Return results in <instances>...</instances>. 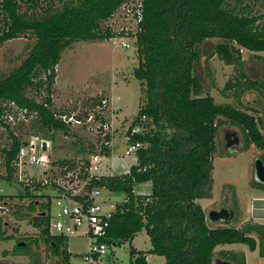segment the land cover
Here are the masks:
<instances>
[{
    "label": "trees",
    "instance_id": "16d2710c",
    "mask_svg": "<svg viewBox=\"0 0 264 264\" xmlns=\"http://www.w3.org/2000/svg\"><path fill=\"white\" fill-rule=\"evenodd\" d=\"M134 1L137 0H0V44L24 36L34 38L22 63L0 74V106H13L28 119L26 123L19 120L11 129L3 122L5 111L0 109V126L6 131L0 149L6 173L3 180L19 184L17 197L28 203H13V196L1 190L0 205L17 220H29L59 264H70L67 237L49 234L52 198L44 194L46 185L33 178L24 185L13 178L17 154L26 135L50 143L58 133L75 136L76 131L70 133L72 124L58 118L62 113H56L53 107L55 67L62 53L77 42L122 37L106 24L123 5ZM251 1L138 0L141 20L134 33L138 65L133 76L140 82L141 96L127 134L129 143L139 142L142 147L136 151V163L127 173L103 175L87 187L89 191L103 188L122 193L126 200L117 205L102 242L130 244L142 230L149 237L151 248L146 252L129 245L127 264H148L147 254L163 257V264H215V248L227 244H243L251 251L257 248L258 256L264 259V225L247 222L236 228L235 217L231 226L210 223L198 204L199 200L213 197V158L221 127L238 129L242 136L238 151L254 146L264 165V122L255 117V109L241 101L245 92L253 91L264 106V74L250 76L241 56L243 50L249 51L264 66V58L257 54L264 52V15H254L248 9ZM210 41H214L210 51L204 54V46ZM214 57L233 67L234 75L221 93L223 97L231 93L240 108L216 104L208 94L207 90L213 89V79L206 61ZM202 58L207 89L197 75ZM30 91L42 94L43 101L29 96ZM103 101L96 98L76 119L93 114L96 124L105 125ZM12 116L16 118V113ZM75 128L87 131V125ZM135 128L140 131L131 135ZM103 140L109 137L105 135ZM90 142L85 147L83 140L76 138L74 157L60 159V167L74 168L78 161L87 166L93 154L109 157L108 146L101 143V150L96 152ZM142 183H150L151 193L133 192L134 186ZM253 187L264 190V184L257 182ZM228 208L236 216L237 203ZM13 233L17 234L18 229L14 228ZM14 234L7 236L0 231V241L12 240ZM29 251L30 243L17 238L12 254ZM229 254L225 255L231 257ZM237 264H246L243 254Z\"/></svg>",
    "mask_w": 264,
    "mask_h": 264
},
{
    "label": "rangeland",
    "instance_id": "374dc122",
    "mask_svg": "<svg viewBox=\"0 0 264 264\" xmlns=\"http://www.w3.org/2000/svg\"><path fill=\"white\" fill-rule=\"evenodd\" d=\"M137 3L138 0L123 5L106 24L114 32L122 33V37H116L103 42H77L70 49L62 53L60 62L55 67L56 78L51 99L56 113H62L61 115L58 114L57 117L62 118L66 116L68 118L79 114L83 116V112L85 111L82 109L87 108L92 101H95L96 98L105 99L103 101L105 108L102 110V114H104L107 126L101 127V130L97 132L93 130L96 126H92V129L91 127H87V131H85L70 125V133L74 134L72 131L77 132L75 136H64L58 133L51 143H46L47 148L45 149V153L51 162L52 172L47 170L42 171L40 168L26 167L21 174L22 180H20L18 173L15 172L13 174L16 182H23L24 185L32 181L30 177H34L35 182L46 185L48 190L44 194L52 198V221H54L57 213V209L53 203V198L57 194L54 190H50L52 188L50 183L56 177V182L59 180V183H61L59 161L74 157L77 146L74 145L76 138L82 139L85 147H87L88 141H91L94 145L93 150L96 152L101 150V143L108 146L110 151L109 157L103 156L102 160V173L105 175L119 176L125 174L128 172L129 167L136 163L135 153L124 156V151L129 146L127 132L137 115L141 96L140 82L133 76V70L137 67L138 61L134 45L136 25L132 13L136 12ZM57 5L59 6L58 2ZM250 8L254 15H264V0H252L248 5V9ZM262 25H264V20H262ZM213 42L210 41L205 44L204 54L209 53ZM33 43L34 38L24 36L0 44V74L18 67L25 59ZM257 54L264 58V52ZM241 56L244 60V69L250 76L255 77L256 75L264 74V66L253 59L251 52L243 50ZM206 62L210 67V76L213 79V89L207 90L208 94L213 97L216 104H231L236 108H240L231 93H228L230 95L227 97H223L221 93L226 81L234 75L235 71L233 67L224 65L216 57ZM204 63L202 58L201 64L197 69V75L204 88L207 89L202 68V64ZM29 96L34 97L38 102L43 101L41 98L42 94L39 92L30 91ZM241 101L253 108V111L255 109V117H260L261 121L263 120L262 122H264L263 102L256 93L253 91L245 92ZM0 109L5 111V114L1 116L3 122L11 129L15 127L19 120H24L25 123L28 121V119H25V113L13 106L1 105ZM13 113H16V118L12 116ZM90 113L94 112L89 111ZM9 115L12 116L13 121L9 119ZM84 120L82 118V121ZM261 132L264 136V130H261ZM228 133L231 136L234 135L231 137L232 139L235 137L239 138V145L233 147L235 151L229 154L226 153L225 139ZM105 135L109 137V140L103 142ZM30 138L27 135L24 136V139L28 140ZM5 139V128L0 126V149L3 147ZM241 146L242 136L238 129L223 126L218 130L212 171L213 197L211 200L198 201L199 205L206 208L205 212L207 215L210 211L217 210L221 206L228 207L234 202L243 203L241 206L238 205L239 211L236 210L234 222L236 228H241L243 225L241 222L245 220L244 206L248 207L249 212V206L252 204L250 200L253 195L252 189H256L253 187L254 182H256L254 178V162L258 159L260 153L254 146H251L247 151H238ZM35 147L36 151H41L39 143ZM5 175V168L0 160V188L2 194L13 196L11 198V202L13 203L19 205L27 204L28 201L26 199L17 197L21 186L17 183L9 184L4 181ZM133 192L139 195L149 194L151 193V185L150 183L138 184L134 186ZM123 199L122 193L103 192L97 197V200L104 209L108 203H120ZM103 201L106 203H103ZM216 223L217 225L224 224L222 222ZM14 228L18 229L17 234L13 233ZM0 231L7 236L13 234L15 236L12 240L0 241V264H59V259L52 255L47 245L39 240V230L33 227L29 220H17L11 215L8 208L0 209ZM83 232L84 230H80L76 234L67 237L66 247L70 254V264H82L80 255L87 251L89 244L87 236L81 235ZM253 237L256 239L255 235ZM17 238H24L30 243L28 254H12V249ZM129 245L142 252H146L151 248L149 237L142 230L134 237L130 244H123L113 248L114 253L112 257L114 260L110 258L113 262L112 264L128 263ZM214 253V263L215 260H219L237 264V258L240 254H243L246 264H264V259L258 256L257 248L251 251L243 244L217 246ZM228 253H230L231 257L225 255ZM146 257L149 264H159L164 261L163 257L152 254H147Z\"/></svg>",
    "mask_w": 264,
    "mask_h": 264
},
{
    "label": "built area",
    "instance_id": "2783aa9c",
    "mask_svg": "<svg viewBox=\"0 0 264 264\" xmlns=\"http://www.w3.org/2000/svg\"><path fill=\"white\" fill-rule=\"evenodd\" d=\"M132 14L137 27V24L141 20L140 4H138L136 12ZM9 119L13 121L12 116H9ZM61 120L75 126L87 125L91 129L93 128L92 126H96L93 130L97 132H99L98 129L101 127L95 123L93 114H90L84 122L76 119L74 115L68 118L63 116ZM106 126L105 124L102 128ZM138 132L139 129H133L131 135ZM24 143L26 146H24ZM37 143L41 146V151H36L35 146ZM46 143L38 137H31L28 140L24 139L15 163L16 173L20 176V180H22L21 174L26 167L40 168L42 171L47 170L52 172L51 162L45 153V149L47 148ZM128 144L129 146L124 151V156L136 153L142 147L139 142L132 144L128 142ZM102 160L103 156L93 154L89 156L87 166L84 165L83 161H78L74 168H69L68 166L61 167L59 174L60 179H62L61 183H59V180L56 182L57 177L50 183L52 185L51 190H54L57 194L53 198L57 213L54 221L50 219L49 234L68 237L80 230H84L81 235L87 236L89 244L87 251L80 255L82 264H112V260H114L112 257L114 253L113 248L116 246L106 244L101 239L105 237L109 220L119 203H108L104 209L97 200V197L103 192H110L103 188L90 191L87 189L92 180H97L99 177L105 175L102 173ZM125 201L123 199L120 203ZM103 203L106 202L103 201ZM0 209H4V207L0 205Z\"/></svg>",
    "mask_w": 264,
    "mask_h": 264
},
{
    "label": "water",
    "instance_id": "95a60500",
    "mask_svg": "<svg viewBox=\"0 0 264 264\" xmlns=\"http://www.w3.org/2000/svg\"><path fill=\"white\" fill-rule=\"evenodd\" d=\"M239 145V138L235 137L232 142L228 145L229 152L235 151L232 146ZM24 146L26 144L24 143ZM254 178L259 184H264V165L260 159H256L254 162ZM235 217V211L233 209H226L221 207L219 210H212L208 213V221L210 223L222 222L225 225L231 226ZM216 264H230L224 261H216Z\"/></svg>",
    "mask_w": 264,
    "mask_h": 264
},
{
    "label": "crops",
    "instance_id": "0c3cea01",
    "mask_svg": "<svg viewBox=\"0 0 264 264\" xmlns=\"http://www.w3.org/2000/svg\"><path fill=\"white\" fill-rule=\"evenodd\" d=\"M229 128H230V126H229ZM227 135H229L230 137L234 136V135L231 136L229 133L226 134V136H225L226 137L225 138L226 144L229 141ZM233 152H229V148L226 145V153L229 154V153H233ZM252 192H253V195L250 198L252 204L249 206V212H248V207L244 206V209H245L244 216H245V214H246V216L244 217L245 220L241 223L244 224L247 222H253V223H258V224L264 225V190L252 189ZM203 200H207V199H203ZM209 200H211V199H209ZM209 205H211V204H209ZM232 205L233 204H230L229 206H232ZM238 205L241 206V205H243V203L237 202V211H239ZM221 207H224V206H221ZM221 207H219V208H221ZM228 207H225V208L229 209ZM202 209L205 211L206 208L202 207ZM241 223H239V224H241ZM146 261L148 262L147 257H146ZM163 263H164V261L160 262L159 264H163ZM148 264H149V262H148Z\"/></svg>",
    "mask_w": 264,
    "mask_h": 264
},
{
    "label": "flooded vegetation",
    "instance_id": "af4514ba",
    "mask_svg": "<svg viewBox=\"0 0 264 264\" xmlns=\"http://www.w3.org/2000/svg\"><path fill=\"white\" fill-rule=\"evenodd\" d=\"M227 137H228V140H229V141L227 142L226 145H227V147H228V145L232 142L233 139H230L231 137H230L229 135H227ZM232 137H233V136H232ZM235 146H236V145H235ZM233 147H234V146H232L231 148L233 149ZM219 209H220V208H219ZM219 209H217V210H219ZM228 210H229V209H228ZM224 262H227V261H224ZM228 263H229V262H228ZM230 264H231V263H230Z\"/></svg>",
    "mask_w": 264,
    "mask_h": 264
}]
</instances>
